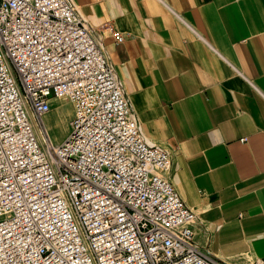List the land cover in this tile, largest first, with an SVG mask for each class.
<instances>
[{"label": "built area", "instance_id": "built-area-1", "mask_svg": "<svg viewBox=\"0 0 264 264\" xmlns=\"http://www.w3.org/2000/svg\"><path fill=\"white\" fill-rule=\"evenodd\" d=\"M56 99L73 107L57 145ZM171 166L71 0H0V264H230L196 243Z\"/></svg>", "mask_w": 264, "mask_h": 264}, {"label": "crops", "instance_id": "crops-1", "mask_svg": "<svg viewBox=\"0 0 264 264\" xmlns=\"http://www.w3.org/2000/svg\"><path fill=\"white\" fill-rule=\"evenodd\" d=\"M71 1L144 136L169 150L196 243L264 264V0ZM111 27L127 40L115 44Z\"/></svg>", "mask_w": 264, "mask_h": 264}, {"label": "rangeland", "instance_id": "rangeland-1", "mask_svg": "<svg viewBox=\"0 0 264 264\" xmlns=\"http://www.w3.org/2000/svg\"><path fill=\"white\" fill-rule=\"evenodd\" d=\"M72 112L73 107L69 101L56 99L53 101V108L51 112H49L46 116L43 117V123L47 128V131L49 128L48 133L54 144L57 145L63 142L71 132L70 121ZM35 120L38 122V127L40 128L41 121L36 118ZM38 133L39 135H43L42 133H40V129H38Z\"/></svg>", "mask_w": 264, "mask_h": 264}, {"label": "bare ground", "instance_id": "bare-ground-1", "mask_svg": "<svg viewBox=\"0 0 264 264\" xmlns=\"http://www.w3.org/2000/svg\"><path fill=\"white\" fill-rule=\"evenodd\" d=\"M61 104H62V103H61ZM61 104H60V105H61ZM60 109H61V108H60ZM68 109H69V108H68ZM60 111H61V110H60ZM68 111H69V110H68ZM62 114H63V113H62ZM39 129H40V128H39ZM40 133H42L41 129H40Z\"/></svg>", "mask_w": 264, "mask_h": 264}]
</instances>
